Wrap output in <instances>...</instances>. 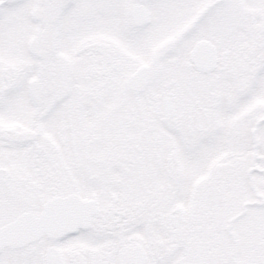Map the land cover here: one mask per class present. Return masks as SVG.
I'll return each instance as SVG.
<instances>
[{
    "label": "snow or ice",
    "instance_id": "1",
    "mask_svg": "<svg viewBox=\"0 0 264 264\" xmlns=\"http://www.w3.org/2000/svg\"><path fill=\"white\" fill-rule=\"evenodd\" d=\"M0 264H264V0H0Z\"/></svg>",
    "mask_w": 264,
    "mask_h": 264
}]
</instances>
